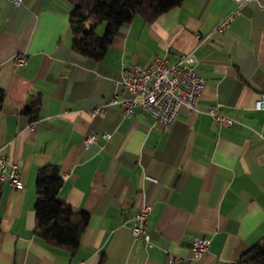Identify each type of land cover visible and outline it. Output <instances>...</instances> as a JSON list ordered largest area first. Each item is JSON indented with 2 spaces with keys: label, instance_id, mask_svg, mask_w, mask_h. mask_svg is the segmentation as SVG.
I'll return each instance as SVG.
<instances>
[{
  "label": "crops",
  "instance_id": "crops-1",
  "mask_svg": "<svg viewBox=\"0 0 264 264\" xmlns=\"http://www.w3.org/2000/svg\"><path fill=\"white\" fill-rule=\"evenodd\" d=\"M71 8L0 0V148L23 182L20 190L0 182V264L238 261L264 235V110L253 107L264 91V10L253 0H183L152 22L134 16L93 60L72 48ZM178 53L196 58L204 80L195 110L181 107L166 128L139 106L129 116L119 105L89 115L115 94L129 96L118 82L129 65ZM16 55L25 62L16 65ZM36 100L37 113L26 112ZM215 103L236 123L219 125L205 110ZM88 131L111 136L85 148ZM49 163L67 174L59 196L89 214L74 253L34 232L36 173ZM145 203L150 244L131 233ZM198 237L209 246L196 259Z\"/></svg>",
  "mask_w": 264,
  "mask_h": 264
},
{
  "label": "built area",
  "instance_id": "built-area-1",
  "mask_svg": "<svg viewBox=\"0 0 264 264\" xmlns=\"http://www.w3.org/2000/svg\"><path fill=\"white\" fill-rule=\"evenodd\" d=\"M237 4H243L249 0H235ZM260 10H264V0H253ZM14 6H19L22 0H9ZM234 13L228 14L218 24L217 29L222 30L229 26L234 17ZM198 37V36H197ZM16 65L23 64V55L14 56ZM196 58L190 53H178L173 61L167 56L155 58L148 66L132 63L121 75L119 84L129 93V96L119 98L116 94L105 102L92 107L89 115L94 118L99 113L104 112L108 107L119 105L125 115H131L137 106L148 112L156 122L161 123L166 128L173 123L181 107L188 110H195L197 100L204 87L203 78L195 69ZM253 107L264 110V91L260 92L253 102ZM206 112L221 126H230L236 120L221 113L220 103H215L206 107ZM27 129H35L34 122H31ZM110 138L109 132L97 133L88 131L83 138V145L88 148L98 138ZM67 174L62 175L65 179ZM7 180L15 190L23 188L20 169L17 162L11 161L0 148V182ZM151 205L142 204L133 216L131 233L135 238H141L145 243L150 244V234L147 230L148 214ZM209 241L205 237L195 238L192 244V257L200 256L208 249ZM172 258H168L169 263Z\"/></svg>",
  "mask_w": 264,
  "mask_h": 264
},
{
  "label": "trees",
  "instance_id": "trees-1",
  "mask_svg": "<svg viewBox=\"0 0 264 264\" xmlns=\"http://www.w3.org/2000/svg\"><path fill=\"white\" fill-rule=\"evenodd\" d=\"M71 5L69 26L73 50L97 60L105 53L113 36L125 23L138 15L146 22L178 6L183 0H68ZM105 23L102 35L97 33ZM3 95L0 93V104ZM39 101L29 105L26 112L37 113ZM35 234L47 244L74 253L85 230L89 214L66 203L59 196L62 178L59 167L45 164L36 173ZM226 264H264V235L250 245L238 261Z\"/></svg>",
  "mask_w": 264,
  "mask_h": 264
},
{
  "label": "rangeland",
  "instance_id": "rangeland-1",
  "mask_svg": "<svg viewBox=\"0 0 264 264\" xmlns=\"http://www.w3.org/2000/svg\"><path fill=\"white\" fill-rule=\"evenodd\" d=\"M104 28H105V23H102L98 28H97V32L99 35H102L104 32Z\"/></svg>",
  "mask_w": 264,
  "mask_h": 264
}]
</instances>
